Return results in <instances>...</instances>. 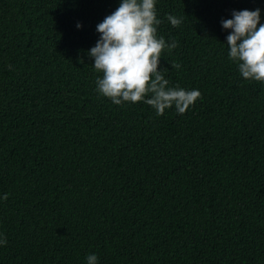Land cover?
Wrapping results in <instances>:
<instances>
[{"label": "trees", "instance_id": "16d2710c", "mask_svg": "<svg viewBox=\"0 0 264 264\" xmlns=\"http://www.w3.org/2000/svg\"><path fill=\"white\" fill-rule=\"evenodd\" d=\"M120 2L0 0V264H264V83L221 24H264V0H156L178 44L158 70L201 93L182 115L97 92L88 52Z\"/></svg>", "mask_w": 264, "mask_h": 264}, {"label": "clouds", "instance_id": "9594fccd", "mask_svg": "<svg viewBox=\"0 0 264 264\" xmlns=\"http://www.w3.org/2000/svg\"><path fill=\"white\" fill-rule=\"evenodd\" d=\"M167 20L173 27L182 23V18L171 14ZM161 23L156 0H121L119 7L96 26L100 37L88 55L94 60V69L102 73L96 80L100 95L115 105L144 102L157 115L173 106L182 115L201 97L195 89L169 87V81L158 70L162 51L178 46L175 40L166 43L157 36ZM221 24L223 29H231L226 37L228 57L237 64L240 75L264 83V24L260 23V10L233 11L232 19L222 20ZM171 67L179 69L181 65L174 63ZM6 244L7 239L0 234V246ZM86 261L97 264L98 257L90 254Z\"/></svg>", "mask_w": 264, "mask_h": 264}]
</instances>
